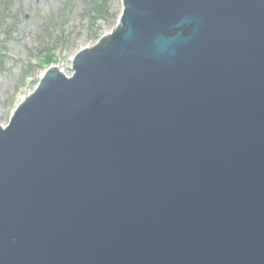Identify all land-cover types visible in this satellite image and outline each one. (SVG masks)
Returning a JSON list of instances; mask_svg holds the SVG:
<instances>
[{
  "label": "water",
  "instance_id": "95a60500",
  "mask_svg": "<svg viewBox=\"0 0 264 264\" xmlns=\"http://www.w3.org/2000/svg\"><path fill=\"white\" fill-rule=\"evenodd\" d=\"M0 125V264H264V0H122Z\"/></svg>",
  "mask_w": 264,
  "mask_h": 264
},
{
  "label": "rangeland",
  "instance_id": "374dc122",
  "mask_svg": "<svg viewBox=\"0 0 264 264\" xmlns=\"http://www.w3.org/2000/svg\"><path fill=\"white\" fill-rule=\"evenodd\" d=\"M0 12L5 16L0 20V124L5 126L47 69L69 73L80 48L113 29L122 2L0 0ZM44 54L51 56L43 60Z\"/></svg>",
  "mask_w": 264,
  "mask_h": 264
},
{
  "label": "bare ground",
  "instance_id": "6f19581e",
  "mask_svg": "<svg viewBox=\"0 0 264 264\" xmlns=\"http://www.w3.org/2000/svg\"><path fill=\"white\" fill-rule=\"evenodd\" d=\"M115 27V26H114ZM84 47L82 46L80 49H83ZM62 73H64L65 75H67V76H69L70 74H71V72H72V69L70 68V70H69V73H66V72H63V71H61ZM24 98V96L21 98V100ZM20 100V101H21Z\"/></svg>",
  "mask_w": 264,
  "mask_h": 264
}]
</instances>
